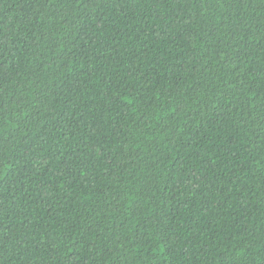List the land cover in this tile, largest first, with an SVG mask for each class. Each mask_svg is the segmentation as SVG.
<instances>
[{"label":"trees","instance_id":"obj_1","mask_svg":"<svg viewBox=\"0 0 264 264\" xmlns=\"http://www.w3.org/2000/svg\"><path fill=\"white\" fill-rule=\"evenodd\" d=\"M0 264H264V0H0Z\"/></svg>","mask_w":264,"mask_h":264}]
</instances>
